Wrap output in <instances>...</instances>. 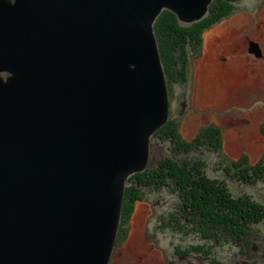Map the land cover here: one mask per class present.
Masks as SVG:
<instances>
[{"label": "water", "instance_id": "1", "mask_svg": "<svg viewBox=\"0 0 264 264\" xmlns=\"http://www.w3.org/2000/svg\"><path fill=\"white\" fill-rule=\"evenodd\" d=\"M212 1L0 0V264H108L128 176L170 115L155 22ZM114 145L138 155L119 178L101 163Z\"/></svg>", "mask_w": 264, "mask_h": 264}, {"label": "rangeland", "instance_id": "2", "mask_svg": "<svg viewBox=\"0 0 264 264\" xmlns=\"http://www.w3.org/2000/svg\"><path fill=\"white\" fill-rule=\"evenodd\" d=\"M219 2L214 0L212 4L215 7ZM208 16L209 11L202 19L185 25ZM251 42L257 43L264 54V0H240L228 15L207 26L198 50L191 54L189 82L168 85L169 118L179 123L181 135L191 140L203 127L217 125L222 132L221 153L236 161L246 157V165L264 160V55L247 53L246 46L251 48ZM173 147L171 142L153 137L149 165L139 172L174 154ZM197 153L206 159V174L224 181L234 197L248 195L264 205V183L251 185L233 179V172L224 170L222 159L215 153ZM175 156L181 159L184 155ZM129 186L128 182L125 187ZM139 188L131 209L125 189L108 264H200L202 258L197 257L202 253L206 257L203 264H236L243 236L249 238L258 232L264 237L262 220L234 240L215 236L204 239L187 221L185 214L191 210L182 211L176 194L166 189L151 190L142 184ZM191 253L196 256H190L189 263L183 254Z\"/></svg>", "mask_w": 264, "mask_h": 264}, {"label": "trees", "instance_id": "3", "mask_svg": "<svg viewBox=\"0 0 264 264\" xmlns=\"http://www.w3.org/2000/svg\"><path fill=\"white\" fill-rule=\"evenodd\" d=\"M239 1L221 0L214 7L213 0L209 6V16L191 25L179 21L171 10H163L155 22V33L170 87L175 84L187 85L191 54L198 50L203 30L228 15L234 3ZM153 137L171 142L175 146L172 149L174 154L130 178V186L126 188L127 197L131 199L130 209L137 201L135 197L139 195V186L142 184L151 190L166 189L176 194L182 203V211H194L192 214L186 213L185 217L193 224V230L204 239L215 236L224 237V241L234 240L252 225L264 220V205L248 195L234 197L224 181L206 174V159L197 152L207 150L215 153L222 159L224 170L233 172V179L251 185L264 183V160L246 165V157L236 161L224 156L221 153L222 132L217 125L203 127L193 139L188 140L181 135L179 123L169 118ZM175 154L184 156L177 159ZM186 154L194 156L187 157Z\"/></svg>", "mask_w": 264, "mask_h": 264}, {"label": "flooded vegetation", "instance_id": "4", "mask_svg": "<svg viewBox=\"0 0 264 264\" xmlns=\"http://www.w3.org/2000/svg\"><path fill=\"white\" fill-rule=\"evenodd\" d=\"M246 52L249 54H253L256 55L258 57L257 54L253 53L249 47V45L246 46ZM264 54H262L263 56ZM261 56V57H262ZM225 60V58H223ZM254 233V232H253ZM257 235L252 236L249 235V238L246 236H243L242 244L240 246L239 249V256H238V261L236 262V264H264V237L261 233L256 232ZM203 243H198V245H201ZM197 245V246H198ZM195 253H191V254H183L184 257H186V259L188 260V262L190 263L191 261H189V257L190 256H196ZM201 255V257H200ZM198 254L197 258H202V261H200V264H203L205 261L204 258V254ZM195 258V259H197ZM194 261V260H193ZM192 261V263H193Z\"/></svg>", "mask_w": 264, "mask_h": 264}, {"label": "bare ground", "instance_id": "5", "mask_svg": "<svg viewBox=\"0 0 264 264\" xmlns=\"http://www.w3.org/2000/svg\"><path fill=\"white\" fill-rule=\"evenodd\" d=\"M111 146V145H110ZM148 149H151V145H148ZM133 150L128 146V145H114L108 152H107V154H106V156H104V158L105 159H107V160H104L103 162H101L102 163V165L103 166H105L106 164H107V162L109 161L110 162V164H111V168H110V170H112L113 171V173H114V177L115 178H119L120 177V174L123 172L124 173V175H125V173L128 171V168H127V165H124L123 167H120L119 165L120 164H118V162H119V160H121L122 158H123V155H124V159L122 160L123 161V163L124 162H126V161H128V163H129V161H132V160H134V159H136L137 158V156L138 155H135V154H133ZM149 153L151 154V151L149 150ZM121 161V162H122ZM148 161H149V159H148ZM104 162H105V164H104ZM128 165H131V164H128ZM134 165V164H133ZM137 165V164H136ZM147 165H149L148 163H147ZM146 165V166H147ZM122 166V165H121ZM132 166V165H131ZM130 168V167H129ZM133 171H135V172H133V174L134 173H136V172H139V171H137L136 169H134ZM129 172V174L132 172L131 170H129L128 171ZM128 174V175H129ZM127 175V176H128ZM131 175V174H130ZM129 175V176H130ZM129 176H128V178H129ZM111 178V177H110ZM127 179V178H126ZM128 182H129V179L127 180V182H126V184H128ZM75 252L73 251V257L75 256Z\"/></svg>", "mask_w": 264, "mask_h": 264}]
</instances>
